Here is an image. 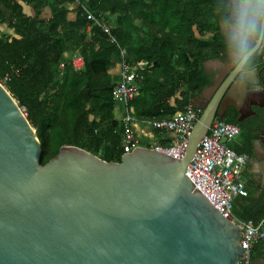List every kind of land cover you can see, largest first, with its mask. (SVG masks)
<instances>
[{
  "label": "water",
  "instance_id": "95a60500",
  "mask_svg": "<svg viewBox=\"0 0 264 264\" xmlns=\"http://www.w3.org/2000/svg\"><path fill=\"white\" fill-rule=\"evenodd\" d=\"M219 28L226 52L203 63L208 85L191 102L199 118L181 160L137 148L106 163L62 147L41 165L36 131L0 85V264H237L239 228L185 174L230 108L238 122L256 119L264 147V42L245 51ZM254 157L264 178L257 146Z\"/></svg>",
  "mask_w": 264,
  "mask_h": 264
},
{
  "label": "trees",
  "instance_id": "16d2710c",
  "mask_svg": "<svg viewBox=\"0 0 264 264\" xmlns=\"http://www.w3.org/2000/svg\"><path fill=\"white\" fill-rule=\"evenodd\" d=\"M82 2L110 27L129 65L149 68L129 103L140 123L169 120L191 106L208 85L203 63L226 52L219 22L229 17L230 0ZM2 25L10 34H0V82L36 131L41 165L62 147L119 163L124 109L112 97L117 78L109 74L119 62L117 48L95 26L87 32L90 23L70 0H0ZM74 54L83 60L81 71L71 65ZM237 219L256 226L264 214ZM251 259H264V240Z\"/></svg>",
  "mask_w": 264,
  "mask_h": 264
},
{
  "label": "built area",
  "instance_id": "2783aa9c",
  "mask_svg": "<svg viewBox=\"0 0 264 264\" xmlns=\"http://www.w3.org/2000/svg\"><path fill=\"white\" fill-rule=\"evenodd\" d=\"M70 1L80 10L81 16L90 23L87 32L95 26L118 50L117 81L112 90V97L124 109L122 118L124 132L121 142L123 155H129L135 149L140 148V138H149L148 132L144 129H149L160 133H171L173 139L169 147L149 146L145 149L156 150L173 160H181L184 157L193 126L199 118V112L194 107L188 106L183 111L174 114L169 120H151L143 123L136 121L132 117L133 110L129 108V103L138 93L140 74L149 68L141 63L134 66L129 65L126 60V49L122 48L112 36L110 27L91 13L82 0ZM71 65L75 71H81L82 58L74 54L71 57ZM239 134L240 128L237 125L226 123L223 120L214 121L207 135L199 142L185 174L199 189L206 201L224 219L239 228L238 243L242 254L237 264H253L252 249L256 243L264 240V222L253 226L250 223L239 221L233 214L234 201L248 197V191L242 178L246 157L232 148Z\"/></svg>",
  "mask_w": 264,
  "mask_h": 264
},
{
  "label": "crops",
  "instance_id": "0c3cea01",
  "mask_svg": "<svg viewBox=\"0 0 264 264\" xmlns=\"http://www.w3.org/2000/svg\"><path fill=\"white\" fill-rule=\"evenodd\" d=\"M27 14L29 10L27 9ZM49 11L45 10L43 12V17L48 18ZM3 26V25H2ZM5 26V25H4ZM3 26V28H4ZM6 27V26H5ZM4 33L10 34V31L5 29ZM218 63V62H216ZM213 66H208V72L213 71ZM205 76L208 78V73L204 70ZM109 74L112 77L117 78V67L112 69ZM213 75L214 72H211ZM252 110L258 111V109L253 108ZM264 112V111H263ZM250 113V112H249ZM239 114L232 108H230L224 117V121H230L235 119V125H237L241 133L236 139V144L232 146L233 150L241 155H247L249 157L248 164L244 171V182L246 189L248 191L247 198H238L234 201L233 214L237 218H244L251 215L257 218L264 214V178H262L260 164L256 161L254 157V147L257 146L259 151L264 152V147L260 141L259 134H252L251 128L256 123L251 114L245 115L241 121L238 122ZM149 134L150 140L153 141L149 146L166 148V146H171L173 135L171 133H158L153 130L144 129ZM258 135V136H257Z\"/></svg>",
  "mask_w": 264,
  "mask_h": 264
},
{
  "label": "clouds",
  "instance_id": "9594fccd",
  "mask_svg": "<svg viewBox=\"0 0 264 264\" xmlns=\"http://www.w3.org/2000/svg\"><path fill=\"white\" fill-rule=\"evenodd\" d=\"M228 9L231 42L245 51L256 41L264 42V0H230Z\"/></svg>",
  "mask_w": 264,
  "mask_h": 264
},
{
  "label": "rangeland",
  "instance_id": "374dc122",
  "mask_svg": "<svg viewBox=\"0 0 264 264\" xmlns=\"http://www.w3.org/2000/svg\"><path fill=\"white\" fill-rule=\"evenodd\" d=\"M6 27L4 26V28H3V26H0V34H6V35H8L7 33H4L6 30ZM0 85L1 86H3L4 87V82L2 81V82H0ZM21 111H22V113L24 114V116H25V110L24 109H20ZM26 117V116H25ZM140 140H141V146L142 147H145L146 145H150V144H152L153 143V141L152 140H150V139H148V138H143V137H141L140 138ZM242 178L244 179V176H242Z\"/></svg>",
  "mask_w": 264,
  "mask_h": 264
},
{
  "label": "flooded vegetation",
  "instance_id": "af4514ba",
  "mask_svg": "<svg viewBox=\"0 0 264 264\" xmlns=\"http://www.w3.org/2000/svg\"><path fill=\"white\" fill-rule=\"evenodd\" d=\"M228 5H229V3H228ZM228 5H227V12L229 11V9H228ZM231 23V21H230V19H229V17L227 18V19H225V20H221L220 22H219V27H220V25H221V27L224 29V28H228L229 27V24ZM223 32H224V30H223ZM219 33H220V28H219ZM224 56V55H223ZM219 58H217V60H218ZM258 70H259V68H258ZM260 112V111H259ZM260 114H262L263 116H264V112L263 111H261L260 112ZM240 133H241V130H240ZM240 135V134H239ZM245 157H246V165H245V169H246V166H247V164H248V161H249V157L247 156V155H244ZM245 169H244V171H245ZM243 174H244V172H243Z\"/></svg>",
  "mask_w": 264,
  "mask_h": 264
}]
</instances>
